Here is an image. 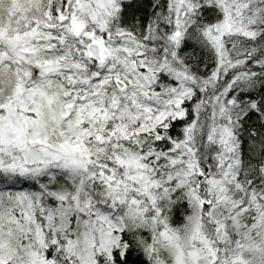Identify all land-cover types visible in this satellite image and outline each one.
I'll return each mask as SVG.
<instances>
[{
    "label": "snow or ice",
    "instance_id": "6c2138e0",
    "mask_svg": "<svg viewBox=\"0 0 264 264\" xmlns=\"http://www.w3.org/2000/svg\"><path fill=\"white\" fill-rule=\"evenodd\" d=\"M0 264H264V0H0Z\"/></svg>",
    "mask_w": 264,
    "mask_h": 264
}]
</instances>
